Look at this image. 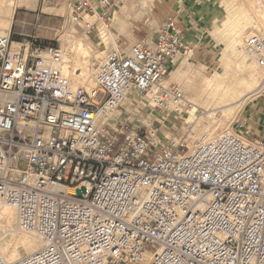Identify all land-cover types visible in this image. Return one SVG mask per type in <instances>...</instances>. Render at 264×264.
Instances as JSON below:
<instances>
[{
    "label": "built area",
    "instance_id": "built-area-1",
    "mask_svg": "<svg viewBox=\"0 0 264 264\" xmlns=\"http://www.w3.org/2000/svg\"><path fill=\"white\" fill-rule=\"evenodd\" d=\"M121 4L76 0L71 20L85 37L105 35ZM189 48L170 19L154 42L113 49L90 84L74 85L63 49L0 33V209L43 244L12 264H264V132L167 136L121 110L145 98L182 114L168 64ZM245 49L264 70V36ZM249 120L264 129V108ZM0 264H10L1 253Z\"/></svg>",
    "mask_w": 264,
    "mask_h": 264
},
{
    "label": "rangeland",
    "instance_id": "rangeland-1",
    "mask_svg": "<svg viewBox=\"0 0 264 264\" xmlns=\"http://www.w3.org/2000/svg\"><path fill=\"white\" fill-rule=\"evenodd\" d=\"M20 1L21 0H0V33L10 32L13 41L14 32H16L13 28L16 13H27L29 15L28 23H31V10H36V14H42L45 13L42 10L47 9L46 14L58 16L57 20L61 22L60 25L62 26L61 29L59 28L57 36L51 42V46L60 47L66 52V62L67 65L69 64L68 67L71 75L72 73H75L73 71L74 64L76 65V69H79L77 74H80L83 68L94 73L98 64L108 53L116 48V38L111 30L105 35L85 37L81 30V26L72 22L70 6L76 0H32V2L36 3V8L22 7L20 6ZM122 1L123 4L117 8L112 22L113 25L115 21H120V28L122 27V29L130 27L131 22H121L118 16L119 13L127 12L128 16L131 15L135 19H140L148 12V8L151 5V0ZM256 3L259 2L256 0ZM246 4V0H188L186 6L192 10L194 15L202 19L201 30L198 31L189 50L168 64V81L180 86L186 96L189 106L180 115L164 114L160 111L153 112L147 99L137 98L136 100L142 104V109L138 112L135 110V106L129 103L126 109H124V107L121 109L123 113L126 112L125 117H130V120H134L133 123L138 121H145V123L146 121H155V123L162 124V132L167 136L170 135V133L173 134V132H177V134L180 135L185 132L187 128L192 130V133H195L197 136L204 134L205 131L201 126H198L196 123L194 124L195 117L189 116L188 114L191 106H197L202 112L205 110L208 114L215 113L212 117L206 116L205 119H210L213 122L220 124L221 129H230L235 134L244 137L249 141L252 139L255 140L257 138L256 135H261V133L264 132V129L260 126L256 127V124L254 123L252 124L249 117L256 112H259V107L264 104V84H262V81L264 80L263 69H257L258 81L256 83V90L251 94H248L249 92L247 93L248 96L245 97L244 103L239 108L234 110L226 109L221 112L223 106L220 99L209 102L206 101L208 94L210 93V81L214 83V81L216 82V80H218V83H220V85L222 84L221 93L224 94V92L230 90L232 76H240L235 70V65L232 62V59H237L236 55H233V42L237 37L236 30L239 28L238 25L244 24L245 20L242 21V19H252L253 17L251 14H243L242 9L246 7ZM235 14L239 15L235 16ZM240 15H244L245 17L243 16V18L241 17V19H238ZM12 16L14 17L12 18ZM34 28V25H28L26 27V31L31 35L24 37V39L27 42L38 40L42 44H46L45 40L33 38L32 34L35 32ZM18 29L19 28H16V30ZM249 36L250 35H248V37ZM77 41L83 43V50L78 54L75 53L73 49V44ZM85 46L89 49L86 50ZM124 50L126 51L128 49ZM73 58H75V62L73 61ZM249 62L251 63L252 61L250 60ZM227 68H233L232 72H229ZM207 92L209 93L207 94ZM257 105L259 107L257 110H254ZM121 110L115 113L114 116H119ZM250 131H255V135H252ZM1 228L0 240L5 237L15 240L17 237L23 235L24 237H27V240L34 239L30 235L21 233V231H18L16 235H12L14 234L12 229H9L5 225H2ZM14 228L18 229L17 226ZM15 236L16 238H13ZM18 246L21 247L20 242Z\"/></svg>",
    "mask_w": 264,
    "mask_h": 264
},
{
    "label": "bare ground",
    "instance_id": "bare-ground-1",
    "mask_svg": "<svg viewBox=\"0 0 264 264\" xmlns=\"http://www.w3.org/2000/svg\"><path fill=\"white\" fill-rule=\"evenodd\" d=\"M246 1H247L246 7L242 9L243 14L244 15L251 14L253 17H252V19L251 18L250 19L243 18L244 15L243 16L240 15V17H238V19L239 18L241 19V17H242L243 18L242 21L243 20H245V21H244V24L238 25L239 28L237 30L235 28L236 33H237V35H236L237 37L235 38V40L233 38V40H234V42H233L234 43L233 55H236L237 59H235V60L232 59V62L235 65L234 66L235 70L239 73L240 76L239 77H237L235 75L232 76L233 78L230 81L231 82L230 90L227 92H224V94L221 93L222 84L220 85V83H218L219 82L218 80H216V82L214 81V83H212L210 81V83H209L210 93L207 92V94L208 93L209 94H208V97L206 96L207 102L212 101V100H216V99H220L222 101L223 107H222L221 112L225 111L226 109H228V110L233 109L234 110L236 108H239L244 103L245 97L248 96L247 93L249 92L248 94H251L256 90V83L258 81L257 80V69H258V67L253 62H251V63L249 62L250 57H249L247 50L245 49V42L248 38V35L251 36L254 34H262L264 36V14L262 12L260 4L256 3V0H246ZM257 2H259V1L257 0ZM20 6L26 7V8H36V3L32 2V0H21ZM42 11L46 13L47 9H43ZM238 15L235 14V16H238ZM13 17L14 16H12V18ZM248 17H250V16H248ZM235 18H232V19H235ZM242 21H238V22H242ZM10 29H12V28H10ZM66 37H68V36H66ZM85 47H86L85 48L86 50L89 49V48H87V46H85ZM73 49H74L75 53H77V54L80 53L83 50V43L80 41H77L75 44H73ZM73 56H75V55H73ZM65 57L67 58L66 52H65ZM74 60H75V58H73V61ZM71 66H73V65H71ZM78 70L76 69V65L74 64L73 71L75 73H72V76H71L72 83L74 85H79V84H83V83H89L90 84L92 82L93 73L86 70L85 68H83L81 70V73L77 74ZM227 70L229 72H232L233 68H227ZM262 84H264V80L262 81ZM182 92H183V90H182ZM205 93H206V91H205ZM183 94H184V92H183ZM184 96H185V94H184ZM185 98H186V96H185ZM129 103L134 105L132 100L128 99L127 102L123 105L124 109H126V107H128ZM151 110L153 112H155V110L152 107H151ZM204 111L202 112L200 110V108L197 106H191L190 110L188 111V114H189V116L195 117L193 123L194 124L196 123L198 126H201V128L205 131V133L211 134V135L221 134V133H225V132L234 133L230 129H225V128L221 129L220 124L213 122L210 119L209 120L205 119L206 116L212 117V115H214L215 113L208 114L206 111L205 112ZM119 114H120L119 116H122V111ZM166 116H170V115H166ZM116 117H118V116H116ZM213 118H214V116H213ZM213 120H215V119H213ZM223 124H224V122H223ZM227 127H228V125H227ZM194 135H195V133H194ZM2 225H5L9 229H12V231L14 232V234H12V235H16V233H18V231L19 232L21 231L19 228H18L19 230L14 228L15 226L18 227L17 212L15 209H13V208H1L0 209V231L2 229L1 228ZM21 233H23V232H21ZM4 236H2V237H4ZM13 238H16V236ZM19 242L21 244V247L18 246ZM42 246H43V244L40 241H38L37 239L27 240V237H24V235L17 237V239H15V240L12 238H9V237H5L2 240H0V253L8 263L12 264V263H15V262H18V261L24 259L27 256H30V255L37 253L38 251H40L42 249ZM148 260H149V256H147V258H146V261H148Z\"/></svg>",
    "mask_w": 264,
    "mask_h": 264
},
{
    "label": "crops",
    "instance_id": "crops-1",
    "mask_svg": "<svg viewBox=\"0 0 264 264\" xmlns=\"http://www.w3.org/2000/svg\"><path fill=\"white\" fill-rule=\"evenodd\" d=\"M186 4H188V0H151L148 12L140 19H135L131 15L128 16L127 12L119 13L118 16L121 22H131V26L126 29L120 28V21H115L112 25L115 16L113 15L110 20V30L116 38V48L114 49L129 50L133 45L143 40L154 42L160 26L170 19L176 21L186 41L191 45L198 31L201 30L202 19L194 15ZM31 13V23H28L29 15L27 13H16L13 24L14 31H16L14 32V43L27 42L24 37L31 34L26 31V27L34 25L33 38L45 40L46 44L51 45V42L57 36L59 28L61 29L62 27L60 25L61 22L57 20L58 16L47 15L46 13L36 14V10H31ZM16 28L19 29L16 30ZM258 107L257 105L254 110H257ZM259 108L261 111L264 108V104ZM259 112L254 113L249 119H254ZM253 123L256 124L255 121Z\"/></svg>",
    "mask_w": 264,
    "mask_h": 264
}]
</instances>
